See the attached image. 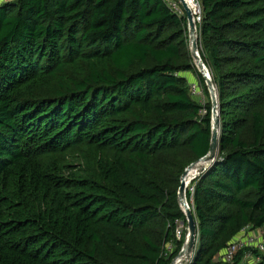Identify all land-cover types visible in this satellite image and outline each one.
Instances as JSON below:
<instances>
[{
    "label": "trees",
    "instance_id": "16d2710c",
    "mask_svg": "<svg viewBox=\"0 0 264 264\" xmlns=\"http://www.w3.org/2000/svg\"><path fill=\"white\" fill-rule=\"evenodd\" d=\"M198 1L220 151L187 189L186 264H251L216 258L247 225L264 241V0ZM186 26L163 0L0 3V264H170L181 153L211 137L210 100L180 74L205 86Z\"/></svg>",
    "mask_w": 264,
    "mask_h": 264
},
{
    "label": "water",
    "instance_id": "95a60500",
    "mask_svg": "<svg viewBox=\"0 0 264 264\" xmlns=\"http://www.w3.org/2000/svg\"><path fill=\"white\" fill-rule=\"evenodd\" d=\"M182 7L184 8L186 22H187V29H188V38H189V50L190 54L195 61V65L198 69V72L202 76L204 83L207 86V90L209 93L210 103H211V137H210V143L208 151L205 155L198 158L196 161L190 163L183 171L181 177H180V185L178 187L177 191V198L179 202V206L185 216V221L187 225V237L183 242L182 249L184 247H188V249L191 251L194 247V239L195 235L197 234V225L194 218V215L190 209L189 204L185 200L184 195V188L185 185L183 184V179L186 174V171L190 169L193 165H195L199 161H207L208 164L203 166L200 171L194 176V178L205 171L209 166H211L219 157V131H220V124L218 116V104L216 99V93L214 89L213 82L211 80V77L206 69V66L204 62L202 61L199 53H198V46L196 40L193 38V34L197 31V28L195 26V23L193 21V17L191 12L189 11L188 7L185 4L184 0H180ZM183 207V209H182ZM170 264H174V261L172 260Z\"/></svg>",
    "mask_w": 264,
    "mask_h": 264
},
{
    "label": "rangeland",
    "instance_id": "374dc122",
    "mask_svg": "<svg viewBox=\"0 0 264 264\" xmlns=\"http://www.w3.org/2000/svg\"><path fill=\"white\" fill-rule=\"evenodd\" d=\"M196 1H198V0H196ZM198 3H199V1H198ZM254 4H256V5H254ZM260 4H263V2H260L259 0H255V2H251V4H245L244 6H243V10H246V9H249V8H253V7H256V6H261ZM199 6H200V4H199ZM201 10V9H200ZM242 11V9L241 10H239L238 12H241ZM184 16H185V12H184ZM186 18V17H185ZM197 21V20H196ZM200 22H201V20L198 22H196V28H197V38H196V42H197V46H198V53H199V55H200V52L199 51H201V40H200V37H198V35H199V31H198V26H199V24H200ZM187 27V26H186ZM255 33H252V35H254ZM260 34H262V33H260ZM184 36H187V42H188V45H187V48L189 49V38H188V29H186V32L183 34V38H184ZM190 51V50H189ZM192 57V56H191ZM192 60H193V58H192ZM193 64H194V66H195V69H196V71L198 72V69H197V67H196V65H195V61L193 60ZM205 64V63H204ZM206 66V65H205ZM138 67H140V64H136L132 69H135V68H138ZM207 67V66H206ZM207 70H208V72H209V74H210V72L211 71H209V69L207 68ZM199 73V72H198ZM180 74H182V75H184L185 76V78L187 79V82L189 83V85L191 84H194V85H196V87H197V89H198V91H197V93L196 94H191L192 95V97H193V99L198 103V104H200V105H204V104H206L209 100H210V98H209V93H208V90H207V86H206V84H205V86L204 85H202V83L200 82V80H199V78H198V75L195 73V71L194 70H191V71H183V72H180ZM200 74V73H199ZM210 77H211V74H210ZM212 79V78H211ZM213 85H214V88H215V93H216V97H217V104H218V116H217V118L219 119V124H220V114H221V107H220V104H219V99H218V93H217V88H216V85L214 84V82H213ZM231 87H233V85L231 86ZM207 90V91H206ZM258 103V102H257ZM257 103H256V108L255 109H260L262 112H263V114H264V99L262 100V101H260V103H259V105H257ZM249 124H250V117L249 116H247V121H246V123H245V126H244V129H243V133H242V135H243V137L244 138H246V139H249L250 138V136H251V134H250V129H249ZM190 157H191V155H190V153L187 151V150H184L182 153H181V158H180V162H182L183 163V165H186L185 166V168L190 164V163H192V162H194V161H196V160H192V158L190 159ZM202 167V164H198L197 166H196V169L195 170H193V171H191L187 176H188V178H187V183L185 182V185H186V193H187V189H191V180H192V178H193V176L197 173V169H200ZM184 168V169H185ZM197 170V171H196ZM187 198V197H186ZM188 204H189V202H188ZM190 206V205H189ZM185 230V231H184ZM180 231H182L183 232V235L181 234L180 235ZM187 231V225H181V221H178L176 224H175V227H174V239H175V241H174V243H173V246H172V248H170V250H168V252L166 253V257L167 256H169L171 253H173L174 252V250H176V241L177 240H179L181 237H183L184 235H185V232ZM255 231H256V233H258V229H255ZM197 234H198V230H197ZM185 237V236H184ZM198 237L196 236V244L194 245V247H193V249L195 248V250H196V246H197V244H198V239H197ZM184 242V241H183ZM182 248V247H181ZM181 248H180V250H181ZM180 250H179V252H180ZM195 250H193V253H192V255H191V257L190 258H188L187 260H186V263H188L191 259H192V257H193V255H194V253H195ZM179 252L177 253V255L179 254ZM177 255H175L174 256V258L177 256ZM173 258V259H174ZM249 261H251V260H249V259H245L244 260V262H249ZM186 263H184V264H186Z\"/></svg>",
    "mask_w": 264,
    "mask_h": 264
},
{
    "label": "built area",
    "instance_id": "2783aa9c",
    "mask_svg": "<svg viewBox=\"0 0 264 264\" xmlns=\"http://www.w3.org/2000/svg\"><path fill=\"white\" fill-rule=\"evenodd\" d=\"M11 1V0H0V3ZM165 4L178 16L184 15V8L180 0H163ZM193 5L192 17L196 26V22L201 20V10L198 1L190 0ZM197 20V21H196ZM190 94H196L198 89L196 85L190 84ZM184 222L181 221V225ZM184 225V224H183ZM183 232L180 231V235ZM173 243L168 242L165 244L164 253L168 252L172 248ZM238 252H242V259H249L251 264L259 262L264 256V241L261 237V231L258 230L256 233L255 229H252L249 225L242 228L239 233L227 243L222 252L217 256V260L223 261L224 263H232L234 257ZM173 260V259H172Z\"/></svg>",
    "mask_w": 264,
    "mask_h": 264
},
{
    "label": "bare ground",
    "instance_id": "6f19581e",
    "mask_svg": "<svg viewBox=\"0 0 264 264\" xmlns=\"http://www.w3.org/2000/svg\"><path fill=\"white\" fill-rule=\"evenodd\" d=\"M185 1V4H186V6L188 7V9H189V11L191 12V14H192V12H193V5L191 4V1L190 0H184ZM193 38H194V40H196V38H197V32H195L194 34H193ZM206 69H207V67H206ZM208 71V70H207ZM209 73V72H208ZM210 75V74H209ZM215 89V88H214ZM216 99H217V97H216ZM198 164H202V167L203 166H205V165H207L208 164V162L207 161H199V162H197L195 165H193L190 169H188L187 171H186V174H185V176H184V179H183V184L185 185V182L187 183V178H188V174L191 172V171H193V170H195L196 169V166L198 165ZM201 167V168H202ZM200 168V169H201ZM200 169H197L196 171H197V173L200 171ZM192 173V172H191ZM196 173V174H197ZM195 174V175H196ZM194 175V176H195ZM194 176H193V178H194ZM193 178H192V180H193ZM184 195H185V200H186V202L188 203V201H187V198H186V185H185V188H184ZM182 209H183V207H182ZM198 234H196L195 235V239H194V245L196 244V236H197ZM186 237H187V231H186V236H185V239H186ZM184 239V240H185ZM193 250H195V248L194 249H192L191 251L188 249V247L186 248V247H184V249H182L181 248V250H180V252H179V254L173 259V261H174V264H184V263H186V260L188 259V258H190L191 257V255H192V253H193Z\"/></svg>",
    "mask_w": 264,
    "mask_h": 264
},
{
    "label": "crops",
    "instance_id": "0c3cea01",
    "mask_svg": "<svg viewBox=\"0 0 264 264\" xmlns=\"http://www.w3.org/2000/svg\"><path fill=\"white\" fill-rule=\"evenodd\" d=\"M259 230V229H258Z\"/></svg>",
    "mask_w": 264,
    "mask_h": 264
}]
</instances>
